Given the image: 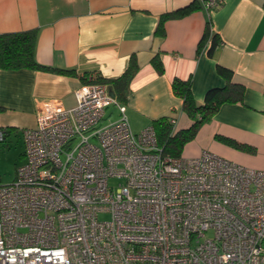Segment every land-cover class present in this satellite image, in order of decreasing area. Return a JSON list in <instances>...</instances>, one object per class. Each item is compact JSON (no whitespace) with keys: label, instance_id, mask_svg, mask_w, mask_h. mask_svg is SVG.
Segmentation results:
<instances>
[{"label":"built area","instance_id":"obj_1","mask_svg":"<svg viewBox=\"0 0 264 264\" xmlns=\"http://www.w3.org/2000/svg\"><path fill=\"white\" fill-rule=\"evenodd\" d=\"M110 93L82 83L74 105L46 100L21 129L24 161L0 184V264H264V170L165 155ZM111 105L119 117L101 123Z\"/></svg>","mask_w":264,"mask_h":264},{"label":"crops","instance_id":"obj_2","mask_svg":"<svg viewBox=\"0 0 264 264\" xmlns=\"http://www.w3.org/2000/svg\"><path fill=\"white\" fill-rule=\"evenodd\" d=\"M196 4L201 7L167 18L163 35L156 33L161 15ZM207 25L217 41L211 52V37L199 45ZM29 29L36 30L39 63L72 68L77 75L0 68V127L5 129L0 144H20L16 167L24 161L21 129L35 124L46 100L74 105L80 75L116 78L133 56L138 67L122 104L134 132L162 116L175 118L176 130L188 128L193 121L173 93V78L189 79L195 103L201 105L209 89L227 83L217 72L220 65L240 86L241 99L222 103L183 146L182 155L197 156L206 149L264 170V0H222L210 10L200 0H0V34ZM156 55L161 73L151 63Z\"/></svg>","mask_w":264,"mask_h":264},{"label":"trees","instance_id":"obj_3","mask_svg":"<svg viewBox=\"0 0 264 264\" xmlns=\"http://www.w3.org/2000/svg\"><path fill=\"white\" fill-rule=\"evenodd\" d=\"M201 7L199 4L190 5L173 12L164 13L160 17L159 24L156 28V33L163 35V22L167 18L183 15L193 9ZM211 34V33H210ZM208 25L199 45L205 43L207 38L211 37L212 44L209 52L217 44L216 35H210ZM210 35V36H209ZM35 41L36 30L29 29L25 31L6 32L0 34V68L1 69H32L53 72L62 75L76 76L75 69L59 68L50 65L39 63L35 58ZM203 45V44H202ZM199 46V47H200ZM152 65L158 72H163V65L158 55L151 60ZM137 63L131 56L129 63L123 73L116 78H105L99 73L88 72L80 75L82 83H101L109 85L118 103L122 104L127 100L130 91L129 84L136 73ZM217 72L223 76L227 83L224 87L211 88L205 96L204 102L197 105L192 96L191 82L189 79L182 80L173 78L172 90L173 93L182 98V111L193 121L192 124L185 129L174 130L173 124L170 122V117L162 116L155 119L152 123L157 137V143L162 147L165 155L179 156L182 154L183 146L192 140L201 124L211 118L217 111L219 106L224 102L238 101L241 99V88L239 85L231 82L230 70L218 65ZM230 144L242 148V145L229 141Z\"/></svg>","mask_w":264,"mask_h":264},{"label":"rangeland","instance_id":"obj_4","mask_svg":"<svg viewBox=\"0 0 264 264\" xmlns=\"http://www.w3.org/2000/svg\"><path fill=\"white\" fill-rule=\"evenodd\" d=\"M112 114H109V113ZM119 115V111L117 107L111 105L107 107L105 112V118L101 123L108 122V117L110 120H116ZM7 145V144H6ZM8 146V145H7ZM1 146L0 144V181L3 183H8L12 181L14 174L16 173V163L15 158H18V150L20 148V144L18 147L16 146ZM112 179L110 183H114Z\"/></svg>","mask_w":264,"mask_h":264},{"label":"water","instance_id":"obj_5","mask_svg":"<svg viewBox=\"0 0 264 264\" xmlns=\"http://www.w3.org/2000/svg\"><path fill=\"white\" fill-rule=\"evenodd\" d=\"M112 96H114V94L113 93H110Z\"/></svg>","mask_w":264,"mask_h":264}]
</instances>
